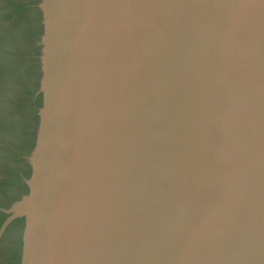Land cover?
<instances>
[{
	"label": "water",
	"instance_id": "95a60500",
	"mask_svg": "<svg viewBox=\"0 0 264 264\" xmlns=\"http://www.w3.org/2000/svg\"><path fill=\"white\" fill-rule=\"evenodd\" d=\"M21 264H264V0H40Z\"/></svg>",
	"mask_w": 264,
	"mask_h": 264
},
{
	"label": "rangeland",
	"instance_id": "374dc122",
	"mask_svg": "<svg viewBox=\"0 0 264 264\" xmlns=\"http://www.w3.org/2000/svg\"><path fill=\"white\" fill-rule=\"evenodd\" d=\"M39 10L36 0H0L1 60L5 66L0 116L10 122V127L0 130V145L28 141L35 128L37 105L32 91L41 78L39 42L43 33Z\"/></svg>",
	"mask_w": 264,
	"mask_h": 264
},
{
	"label": "flooded vegetation",
	"instance_id": "af4514ba",
	"mask_svg": "<svg viewBox=\"0 0 264 264\" xmlns=\"http://www.w3.org/2000/svg\"><path fill=\"white\" fill-rule=\"evenodd\" d=\"M39 3L40 0H36V6L38 8H39ZM39 14L41 15V12H39ZM40 28H41L40 31L43 32L42 21H40ZM4 68L5 66H3V62L1 60V43H0V95L2 94L1 91L3 90L2 75L4 74ZM39 75H40V70H39ZM38 90H39V86H38ZM38 90L34 94L35 99L39 95ZM34 127L35 128L31 132H35V141H34L35 143L36 130L38 127V113H37L36 124ZM31 140L32 139L28 141L22 140L13 146L0 145V159L3 158L5 159V161H0V208H6V209L10 208L15 202L21 200L23 196L28 194L29 192V188L27 186L26 180L29 178L28 172L31 173V167L28 160L29 156L31 155L34 149V148H32V150L30 149L31 147L29 146V143L31 142ZM2 152H4V154ZM6 161L8 163H5ZM2 216H6L7 218V214L0 211V219L2 218ZM23 219L24 218L15 219L9 224V226L4 231L0 239V258L3 257L4 253L8 251L9 248L13 247L14 242L17 238L24 235L25 219L24 220ZM4 221L2 222V224L4 223Z\"/></svg>",
	"mask_w": 264,
	"mask_h": 264
},
{
	"label": "trees",
	"instance_id": "16d2710c",
	"mask_svg": "<svg viewBox=\"0 0 264 264\" xmlns=\"http://www.w3.org/2000/svg\"><path fill=\"white\" fill-rule=\"evenodd\" d=\"M38 90V86L32 91V94L34 95ZM36 105L37 108L34 111V114L36 115V119H37V113H38V109L41 108L42 106V96L41 94H39L36 97ZM10 122L7 121L6 119H2V116H0V130H5L7 129V126L10 127ZM30 136L32 137L31 142L29 143V146L31 147L30 149L32 150V148H34L35 146V132H31ZM17 176V174H16ZM31 176V173L28 172V177ZM6 218V216H2V218L0 219V226L2 224V222L4 221V219ZM24 220V219H23ZM22 220V221H23ZM22 248H23V236H20L19 238H17L14 242L13 247L9 248L8 251H6L3 255L2 258H0V264H21V258H22Z\"/></svg>",
	"mask_w": 264,
	"mask_h": 264
}]
</instances>
